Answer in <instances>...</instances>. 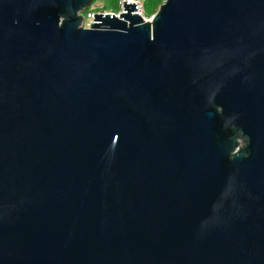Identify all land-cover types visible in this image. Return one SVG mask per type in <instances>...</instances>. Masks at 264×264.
Segmentation results:
<instances>
[{"label":"water","instance_id":"1","mask_svg":"<svg viewBox=\"0 0 264 264\" xmlns=\"http://www.w3.org/2000/svg\"><path fill=\"white\" fill-rule=\"evenodd\" d=\"M0 0V264H264V0Z\"/></svg>","mask_w":264,"mask_h":264},{"label":"trees","instance_id":"2","mask_svg":"<svg viewBox=\"0 0 264 264\" xmlns=\"http://www.w3.org/2000/svg\"><path fill=\"white\" fill-rule=\"evenodd\" d=\"M98 0H93L92 5L83 11V14H86L91 8L95 11H117V0H103L102 4L98 6L96 4ZM163 2V0H146L145 1V11L148 14H153L158 6Z\"/></svg>","mask_w":264,"mask_h":264},{"label":"built area","instance_id":"3","mask_svg":"<svg viewBox=\"0 0 264 264\" xmlns=\"http://www.w3.org/2000/svg\"><path fill=\"white\" fill-rule=\"evenodd\" d=\"M123 1L125 0H118L117 5H118V10L117 11H103V12H115L118 13L120 11H123ZM145 1L146 0H133V2L136 3L137 8L136 12L144 19V20H151L153 17V14H148L145 11ZM129 2V0H127ZM95 11L93 8H91L86 14H84V23L86 22L87 27L89 26L90 22L93 21V16H94Z\"/></svg>","mask_w":264,"mask_h":264},{"label":"rangeland","instance_id":"4","mask_svg":"<svg viewBox=\"0 0 264 264\" xmlns=\"http://www.w3.org/2000/svg\"><path fill=\"white\" fill-rule=\"evenodd\" d=\"M109 1V0H108ZM118 1V0H117ZM102 2H103V0H98V2H96V4L98 5V6H100L101 4H102ZM117 9H118V5H117ZM83 25L85 26V27H87V24H86V22L84 23V21H83Z\"/></svg>","mask_w":264,"mask_h":264}]
</instances>
